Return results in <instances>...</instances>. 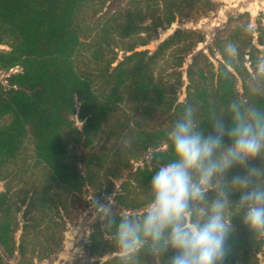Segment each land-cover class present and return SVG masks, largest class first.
<instances>
[{"label": "trees", "instance_id": "16d2710c", "mask_svg": "<svg viewBox=\"0 0 264 264\" xmlns=\"http://www.w3.org/2000/svg\"><path fill=\"white\" fill-rule=\"evenodd\" d=\"M123 1L128 6L119 10ZM211 3L0 0V72L5 74L0 78V176L33 182L25 189L31 192L27 201L20 200L25 208L18 245L20 204L10 186L0 191V245L8 255L15 249L23 253L31 239L42 235L44 251L58 246L69 215L88 205L82 195L89 189L98 200H113L117 218L122 210H141L151 200L152 175L172 158L168 132L186 100L201 106L198 119L205 130L209 105L220 111L236 96L254 100L246 95V69L264 57V50L255 44L248 48L253 32L243 31L239 23L218 28L213 38L220 54L226 41L239 44L240 57L230 79L221 73L220 58L215 62L210 57L214 55L210 46V55L196 48L203 35L193 28H175L152 50L135 49L149 42L158 28L199 14ZM89 9L93 17L87 22ZM243 14L246 11L228 20ZM257 31V42L264 45V27L259 24ZM130 36L139 39L118 40ZM119 50L128 53L118 58ZM188 53L190 60L183 69ZM182 86L185 96L180 99ZM113 114L117 116L110 123ZM140 159L143 162L136 164ZM238 198V193L231 197ZM231 211L239 214L235 204ZM145 212L134 214L140 217ZM232 224V253L226 264H261L258 253L264 255V239L252 240L240 215ZM114 232L115 228L92 232L90 253L104 233L111 244L100 254L115 251ZM43 254L37 251L38 258ZM0 264H5L1 255ZM83 264L120 262L114 254L101 263L94 259ZM140 264H153V259L145 254Z\"/></svg>", "mask_w": 264, "mask_h": 264}, {"label": "clouds", "instance_id": "9594fccd", "mask_svg": "<svg viewBox=\"0 0 264 264\" xmlns=\"http://www.w3.org/2000/svg\"><path fill=\"white\" fill-rule=\"evenodd\" d=\"M239 57V44L226 41L219 61L225 79ZM246 72V95L254 100L236 96L220 111L209 105L207 130L201 106L185 101L168 132L172 158L152 175L142 216L124 210L117 218L111 203L93 201L103 227L115 228L120 264H140L145 254L153 264H226L236 215L252 240L264 239V57Z\"/></svg>", "mask_w": 264, "mask_h": 264}, {"label": "rangeland", "instance_id": "374dc122", "mask_svg": "<svg viewBox=\"0 0 264 264\" xmlns=\"http://www.w3.org/2000/svg\"><path fill=\"white\" fill-rule=\"evenodd\" d=\"M122 6L117 7L119 10H122L121 8L124 6H128L127 1H123L121 3ZM206 9H203V11L199 14L192 15V17L183 19L179 21V19H176L173 21L167 28V33L172 32L175 28L181 27V28H193L196 31L198 29L200 33L203 35V40L200 42H197L196 48H202L208 55H210L209 46L211 49L214 50V55L210 56L215 62L216 58H220L221 54L215 49V45L213 42L214 35L218 28L223 27L225 24L227 26L234 25L236 23H239L244 30H247V28H250L253 32V39L251 42L255 44L257 47L264 50V45L259 44L257 42V26L260 24L262 27H264V0H212L211 4H206ZM246 14H243L242 16H237L235 18H232L231 20H228V17L230 15L236 16L241 12H245ZM117 12V10L115 11ZM118 13V12H117ZM92 10L89 9L86 15L87 22L92 21ZM193 18V19H192ZM216 18V19H215ZM94 24V21L91 23ZM163 28H158L156 33L160 32ZM154 33L153 36H151L150 42V50H152L156 44L157 41H153V37L156 34ZM167 33L162 34V36L168 35ZM142 34V33H141ZM144 37V35H141ZM139 37L130 36L126 38H119L118 40L120 42H127V41H138ZM147 42V43H149ZM154 42V45L152 44ZM146 44V43H145ZM144 44L138 45L143 46ZM5 47V45H2ZM248 48H250L248 46ZM122 50H119L118 52V58H121L122 56ZM190 60V54H186L185 60L183 62V69L186 67L187 62ZM15 70V69H13ZM4 73L0 72V78L4 77ZM183 80H186L185 73L183 71ZM185 82V81H184ZM179 92V98L181 99L185 93L184 86H182L181 89L178 90ZM116 114L112 115L109 119V122L112 123L115 118ZM76 123L80 125V120L78 117L74 115ZM80 122H79V121ZM164 146V144L162 145ZM147 157V154L145 155ZM259 161V159H257ZM143 162V159H140L136 164H141ZM260 162V161H259ZM78 169L82 170V165H78ZM237 171V170H234ZM0 176V191L4 190L7 186L11 187V192L13 194V197L18 200V204H20V209L17 212V221L19 224V228L15 232V239L18 236L20 241V234H21V226L24 222L23 220V210L25 208V204H21L20 200L24 198L25 196L30 195V191L25 192V189L31 188L33 182H29L27 179L22 178H14L11 176ZM35 187V185L33 186ZM92 189H89V191L83 193V198H85L87 202V206L82 208L77 207L72 211V213L69 215V217L66 220V223L64 224V227L61 232H59L60 235V243L58 246L54 247L52 250L44 251L45 244H44V236L35 237L31 239L25 248V251L23 253H19L17 249L16 251V257L13 258L12 255H8L0 245V255L2 257V260L5 264H8L3 256H6L10 260V264H83L87 261L97 259L101 263L103 260L111 257L114 254H118V249L116 247V250L113 252H107L100 254V251L107 250V248L110 246V244L106 243V241L110 238V236L107 233L103 234V239H99V244L94 251V253H90V251L87 248V244L91 241V233L95 232L96 230H100L103 227V222L100 220L99 217H97L96 209L93 207V201H99L101 203L108 202L113 204L112 199H106V200H98L95 195H92ZM27 197L26 201H27ZM142 198V197H140ZM148 203L144 204L142 206L141 210H136L134 213H140L141 211H146L148 207ZM128 210V209H126ZM123 211V210H122ZM121 211V212H122ZM58 216L55 213L54 218L56 220L58 219ZM44 225V224H43ZM68 233V234H67ZM115 245V243H113ZM16 245V243H15ZM116 246V245H115ZM43 250V255L41 257H37V251ZM258 258L261 264H264V255L263 252L258 253ZM23 260V262L19 263V260Z\"/></svg>", "mask_w": 264, "mask_h": 264}, {"label": "water", "instance_id": "95a60500", "mask_svg": "<svg viewBox=\"0 0 264 264\" xmlns=\"http://www.w3.org/2000/svg\"><path fill=\"white\" fill-rule=\"evenodd\" d=\"M198 31H200L199 29H198ZM165 33H167V30L166 29H161V31L160 32H158V33H156L155 35H154V37H153V41H157V43L160 41V40H162L163 38H165L166 36H162V34H165ZM169 33V32H168ZM167 33V34H168ZM153 43V45H154V42H152ZM252 45H253V42H249L248 43V46L249 47H252ZM142 48H152V47H150V42L149 43H146V44H144L143 46H139V47H136L135 49H142ZM123 54L124 53H128V52H126V51H123L122 52ZM185 96V93H184V95H183V97ZM15 243H16V245H18L19 244V237L17 236L16 237V240H15ZM16 251H14L13 252V254H12V257L13 258H15L16 257ZM3 258H4V260L8 263V264H10L11 262H10V260L6 257V256H3Z\"/></svg>", "mask_w": 264, "mask_h": 264}, {"label": "bare ground", "instance_id": "6f19581e", "mask_svg": "<svg viewBox=\"0 0 264 264\" xmlns=\"http://www.w3.org/2000/svg\"><path fill=\"white\" fill-rule=\"evenodd\" d=\"M216 19V18H215ZM151 46V45H150ZM68 234V233H67Z\"/></svg>", "mask_w": 264, "mask_h": 264}]
</instances>
